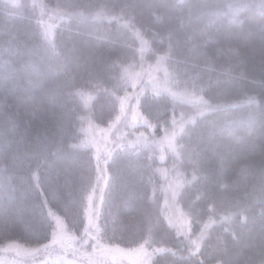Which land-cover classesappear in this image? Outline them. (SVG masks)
<instances>
[{
  "label": "trees",
  "instance_id": "16d2710c",
  "mask_svg": "<svg viewBox=\"0 0 264 264\" xmlns=\"http://www.w3.org/2000/svg\"><path fill=\"white\" fill-rule=\"evenodd\" d=\"M164 77L176 95H144ZM12 244L48 245L37 264H264V0H0Z\"/></svg>",
  "mask_w": 264,
  "mask_h": 264
},
{
  "label": "rangeland",
  "instance_id": "374dc122",
  "mask_svg": "<svg viewBox=\"0 0 264 264\" xmlns=\"http://www.w3.org/2000/svg\"><path fill=\"white\" fill-rule=\"evenodd\" d=\"M145 70H154V67L151 66V65H149V64H145ZM142 71H144V70L142 69ZM125 74L128 77L129 81L131 82V90H133L132 92L135 93L137 91V89L135 87L137 86V84L141 80V75L139 74V71L137 69V66L130 65L128 67V69H127V72L125 71ZM153 74L156 76L155 72H152L151 73V75H153ZM150 79H151L150 81L153 80V78H150ZM158 81L160 83H164L163 86L162 85H158L157 88L149 89L147 91L145 90L146 92L144 93V95L146 93L147 94L148 93L149 94H154V95H158L160 93H167V94L172 95V96L173 95H176V91H174L172 89L171 82L168 81L167 78L164 77L162 80L158 79ZM153 82H156V81H153ZM144 95H142V97ZM126 99H128L127 96L123 100H126ZM123 104L125 105L124 102H123ZM113 105H115L117 107V105L115 104V102L112 99V101H111L112 108H113ZM137 113L138 112H136V114ZM241 114H243V113H241ZM191 119L192 118L188 119L187 121L180 122V124L181 125L183 124L182 127L185 128L187 126V124L190 123ZM130 120L132 121L134 119L133 118L132 119L130 118ZM133 130H137V127L134 128ZM173 134H174V132H173ZM168 207H169V211L174 208V206H173L172 203H170ZM47 248H48V245L44 248V250H43V248L26 249L24 246L15 245V244L8 245L6 247H2V248H0V264H37L38 262H36V261H29V260L30 259H39L40 257L48 254L46 252L47 251ZM6 249H10V251L13 252V253L6 252L7 251ZM116 252H117L118 255H124V251L123 250L116 249ZM18 254L20 256H18ZM70 255H71V253H70ZM112 255L114 256V258H112V264H121L119 260H122V258L120 259L115 254H112ZM139 256H140L141 259H143V256L142 255H139ZM63 259H64L62 261L63 263H66V264H76V263H74L76 261L72 260V259H74L73 257H68L67 256L66 258L63 257ZM117 261H119V262H117Z\"/></svg>",
  "mask_w": 264,
  "mask_h": 264
},
{
  "label": "bare ground",
  "instance_id": "6f19581e",
  "mask_svg": "<svg viewBox=\"0 0 264 264\" xmlns=\"http://www.w3.org/2000/svg\"><path fill=\"white\" fill-rule=\"evenodd\" d=\"M26 160V159H25Z\"/></svg>",
  "mask_w": 264,
  "mask_h": 264
}]
</instances>
